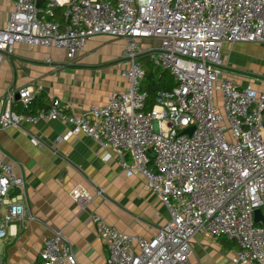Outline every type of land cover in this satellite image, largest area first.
Returning <instances> with one entry per match:
<instances>
[{"label": "built area", "instance_id": "obj_1", "mask_svg": "<svg viewBox=\"0 0 264 264\" xmlns=\"http://www.w3.org/2000/svg\"><path fill=\"white\" fill-rule=\"evenodd\" d=\"M60 12L63 23L56 19ZM98 35L124 41L117 63L123 92L80 116L66 114L58 99L30 115L14 106L28 109L37 92L11 89L0 100V130L61 122L71 129L59 141L85 134L107 151L104 161L115 155L123 172L144 178L170 219L146 240L92 215L108 251L105 264H192L191 241L198 234L235 242L233 264H264V225L254 220L256 210L264 216V92L224 76L228 48L264 44V0H15L0 28V73L18 44L62 50L73 60ZM144 58L174 82L151 110L142 91ZM192 127L190 135L183 133ZM30 142L39 144L34 136ZM25 186L0 147L3 242L16 236L12 227L35 220ZM71 195L82 207L94 199L81 186ZM39 259L79 264L61 231L45 240Z\"/></svg>", "mask_w": 264, "mask_h": 264}, {"label": "crops", "instance_id": "obj_2", "mask_svg": "<svg viewBox=\"0 0 264 264\" xmlns=\"http://www.w3.org/2000/svg\"><path fill=\"white\" fill-rule=\"evenodd\" d=\"M14 2L0 0V28L10 19ZM123 45L122 39L98 35L85 51L69 60L62 50L18 44L2 63L0 100L11 89L30 86L37 92L32 113L58 99L66 114H87L126 89L117 68ZM224 59L226 78L264 92V44H236L225 51ZM22 125L21 129L0 130V147L25 180L27 207L35 220L25 222L22 229H10L17 234L2 241L0 264H40L45 240L58 231L72 245L79 264H105L108 251L96 233L92 215L120 232L146 240L154 239L167 225L169 212L147 189L144 178L123 172L115 155L104 161L107 151L90 137L80 134L59 141L71 126L57 121ZM33 136L39 141L37 146L30 142ZM78 186L94 196L84 207L71 197ZM96 190H103V195H96ZM225 239L196 235L191 241L192 264H233L237 246Z\"/></svg>", "mask_w": 264, "mask_h": 264}, {"label": "trees", "instance_id": "obj_3", "mask_svg": "<svg viewBox=\"0 0 264 264\" xmlns=\"http://www.w3.org/2000/svg\"><path fill=\"white\" fill-rule=\"evenodd\" d=\"M56 19L60 20L62 23L64 22L62 12L58 13ZM144 66L146 70V75L142 84V91L147 93L148 95L146 109L151 110L152 107L156 104L157 95L160 92H168L172 90L174 87V82L172 77L167 72H164L156 67H153L148 63L144 64ZM34 103L35 100L28 109H24L21 106H20L21 108H18V106L16 108L14 107V111L16 113L20 112L19 114L23 113V114L34 115L37 112L35 111L34 113H32ZM40 108L42 107H39V109ZM233 243L236 245L235 242Z\"/></svg>", "mask_w": 264, "mask_h": 264}, {"label": "water", "instance_id": "obj_4", "mask_svg": "<svg viewBox=\"0 0 264 264\" xmlns=\"http://www.w3.org/2000/svg\"><path fill=\"white\" fill-rule=\"evenodd\" d=\"M194 128H189V129H186L184 130V134H187V135H190L192 132H193ZM19 191H15L14 194H18ZM255 222L256 223H262L264 225V216L262 215L261 211L260 210H256L255 211V218H254Z\"/></svg>", "mask_w": 264, "mask_h": 264}, {"label": "rangeland", "instance_id": "obj_5", "mask_svg": "<svg viewBox=\"0 0 264 264\" xmlns=\"http://www.w3.org/2000/svg\"><path fill=\"white\" fill-rule=\"evenodd\" d=\"M142 61L145 63V62H148V59L147 58H144L142 59ZM3 250H2V241L0 240V259L3 257Z\"/></svg>", "mask_w": 264, "mask_h": 264}]
</instances>
